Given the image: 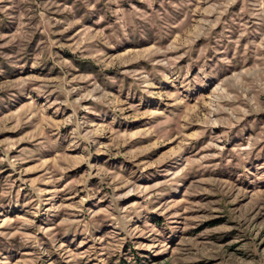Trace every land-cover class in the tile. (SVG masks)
I'll list each match as a JSON object with an SVG mask.
<instances>
[{
  "label": "rangeland",
  "instance_id": "obj_1",
  "mask_svg": "<svg viewBox=\"0 0 264 264\" xmlns=\"http://www.w3.org/2000/svg\"><path fill=\"white\" fill-rule=\"evenodd\" d=\"M0 264H264V0H0Z\"/></svg>",
  "mask_w": 264,
  "mask_h": 264
}]
</instances>
